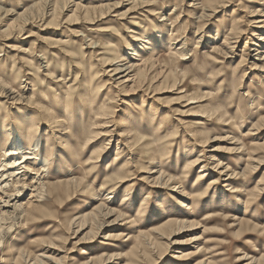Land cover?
<instances>
[{"label": "rangeland", "instance_id": "1", "mask_svg": "<svg viewBox=\"0 0 264 264\" xmlns=\"http://www.w3.org/2000/svg\"><path fill=\"white\" fill-rule=\"evenodd\" d=\"M41 1L0 0V79L17 89L26 87L21 93L25 99L19 104L11 99L2 105L6 99L0 95V128L8 117L5 127L16 128L26 139L43 141L41 155L50 153L53 159L47 172L49 183L83 179L84 191L64 195L59 203L53 198L52 209L43 208L57 213V219L64 222L61 241H69L65 246L73 252L47 264H202L206 259L211 264H264V65L259 61L263 57L256 56L257 49L264 46L259 39L264 28L256 23L264 20V0H215L210 11L202 7L208 0H68L69 7L59 10L56 18L47 9L43 12L42 5L19 17ZM135 2L138 4L133 6ZM77 4L85 8L75 12ZM235 26L238 32H233ZM136 36L143 42L150 39L156 48L142 47L146 43L135 41ZM184 41L186 55L177 56L174 52L184 47ZM134 49L139 56L134 57ZM121 57L120 65L146 59L145 75L133 79L135 82L114 84L112 73L106 72L114 66H107L105 59ZM109 102L115 110L108 126L117 125L110 128L118 135L127 128L153 130V123L155 128H166L163 136L171 140L153 159L160 158L161 151L167 153L169 160L163 170L191 194L184 198L179 186L153 183L147 172L140 173L151 168L146 162L124 166L130 165L125 162L128 154L120 155L114 164L119 145L115 136L107 145L106 157L90 165L91 158L109 141L106 137L95 140L93 134L87 139L98 130L94 115ZM66 105L75 109L70 135L62 125H48L44 119L50 116L43 114L50 107L63 120ZM29 125L38 126L39 132L31 131ZM172 132L176 133L171 136ZM204 136L211 138L206 147ZM5 139L0 136V143ZM194 151L216 157L197 186L200 170L191 166L189 174H184L186 160ZM219 161L228 169L217 168ZM119 163L125 167L127 179L114 184L117 191L110 197L111 187L105 188V179L116 176ZM214 180L219 181L216 188L210 184ZM207 185L212 188L208 193ZM105 200L109 208L125 214V220L116 226L123 236L106 240L110 233H117L109 226L115 220L110 215L102 220L105 226L96 238L89 235L93 242L80 241L91 226L72 239L76 236L70 231V221L90 214ZM144 200L146 208L140 214ZM46 218L34 219L29 228H16L7 237L0 264H32L22 257L25 253L31 257L38 250L35 240L49 224ZM173 219L187 220L189 226L174 223L170 229L175 235L169 237L158 228ZM139 235L153 245L149 252L132 253ZM162 235L167 238L161 239ZM187 251L192 252L190 259H183L180 253Z\"/></svg>", "mask_w": 264, "mask_h": 264}, {"label": "bare ground", "instance_id": "2", "mask_svg": "<svg viewBox=\"0 0 264 264\" xmlns=\"http://www.w3.org/2000/svg\"><path fill=\"white\" fill-rule=\"evenodd\" d=\"M69 1L68 0H42L37 6L26 9L24 11V13H22L21 16H19V17H23L24 15H30L32 12L35 11L34 9L36 7H40V5H42L43 6V12L45 9H47V11L52 12L51 14H54L55 17H53V18H56L57 12L59 10H65L67 7H69ZM201 2H203V0ZM214 3H215V0H208V1H205L204 4H202V3L201 4H202V7L205 11H210V8L213 6ZM135 4H138V2H135L133 6H135ZM77 6L78 7L75 10V12H77V11L81 12L82 10H80V9L85 8L84 6L82 7V6H79L78 4H77ZM94 9L96 11L97 7ZM88 10H89V8L87 9V12H86L87 14L89 12ZM205 15H206V17H208L207 14H205ZM168 20H170V19H168ZM162 21H165V19H163ZM256 23L261 24L260 29L264 28V20H263V22L257 21ZM237 30H239V28L237 26H235L233 28V32H235ZM234 34H236V33H234ZM259 39L262 42H264V36H263V38L259 37ZM135 41L143 42V39L141 37L136 36ZM150 41L151 40L148 38H147V40L144 39L143 43H146V44L142 45V47H145L146 49H149V46L156 48L157 44H155L153 46V45H151ZM171 45H173V43ZM183 45H184V47H180V48L177 47L178 49L175 50L174 54H176L177 56L179 55L181 57H184L186 55V48L185 47L187 45V42L184 41ZM97 47H99V46H97ZM216 48H218V47L216 46ZM139 50H141V49H139ZM173 50H174V48H173ZM245 50H247V47H245ZM132 51L134 52L133 53L134 57L139 56L138 53H136L135 49ZM139 53H141V52H139ZM256 56L263 57V59L259 60V61L264 65V46L260 49H257ZM0 57H1V55H0ZM180 59H179V61H180ZM105 61H106L107 66H114L112 69L110 68V70H108V71L105 70V71L107 73H112V75H109L111 78L110 80H112V82L114 84L119 85V86L122 85L123 83H126V82H128V83H130L132 81L135 82V80H133V79H135V78L137 79V77L140 75L141 76L145 75L144 72L147 71L146 63H144L146 61V59H143V58H139V59L135 60V61L141 62L140 64H138V63L136 64L134 62H129L128 64H121L120 65L119 62L124 61V59H122V57L117 58V60L105 59ZM105 67H106V65H105ZM172 67H173V64H172ZM262 68L263 69L261 71L264 72V66H262ZM134 72H136V74H135L136 76L131 77L132 76L131 73H134ZM59 81H61V80H59ZM238 85H239V83H238ZM24 88H26V87L23 86L21 89H17L14 87V84L9 86L7 83L3 82L0 79V95H2V97L6 99V103L3 102L4 104H2V103L1 104L6 105L8 103V101H10L11 99L14 101L13 103L19 104L20 102H23V100L25 99L23 97L25 95L21 94V93L23 92ZM148 89H150V87ZM72 98L73 97H71V100H72ZM31 100L32 99H29V102H31ZM58 100H60L59 102L62 101L61 98ZM0 101L2 102V100H0ZM64 109H65V117L66 118L61 120L60 116H57V114L55 113L54 110H51L50 107H45L43 109V114H45V116L49 115L51 118L46 117V119H44V120L49 121L48 125H52L54 127H59V125H62L64 127V129L67 130V134L70 135L72 133H71V131L68 132V130L72 129L73 125L71 124L72 123L71 121L74 119L73 116H75V115L73 113V110H75V109L69 107V105H66ZM114 110H115V108H113L110 105V102L106 103V104L104 103L98 109L96 114L94 115L93 119H95V121H96V122L94 121V127L97 126L98 130L92 131L90 134H88L87 139H88V137H90L93 134L92 137L96 138L95 140L106 137V139L108 138L109 141L107 142V144L104 148H101L97 152V154L91 158L90 165H92V163H94V164L99 163L103 157H106L105 153L108 152L107 145H109L113 141L114 136H115L116 140H118L119 145H117V151H116L117 157L115 159L114 164H116V162H119V160H120L119 156L120 155H122L124 153H125V155L128 154V158H125L126 159L125 162L129 163L130 165H124V166H126V167H130V166L132 167L133 166L134 167V165L137 162H139V163H145L146 162L149 165V167H151V168H148L145 171L141 170L140 173L142 174V173L147 172V174L149 175L148 176L149 178L153 177V181H154L153 183L157 182V183L164 185L165 187L175 185L177 187L179 186L178 188H183L184 186L179 182V180L175 176H173V175L169 176L163 170V168L165 167L166 161L169 160L167 153H165V155H164V154H162V151H161L158 153V154H160V158H158L156 160H155V158L153 159V157L156 156L157 150L160 148L164 149L167 141L171 140L170 138L166 139L163 136L162 131L166 130V128H164V126H159L158 128H155V125L153 123V125H151V127H150L153 130H142L139 132H134V131H131L130 128H127L125 132L118 135L115 133L116 129L110 128V127H114L113 125L110 127L108 126V125L113 123L112 121H113V116H114ZM8 121H9L8 117L4 118V122H2V123H4L3 127L0 128V136H3L6 138L3 143H0V255H2L1 253H2L3 249H5L6 240L8 239L7 237L12 235L14 233V231L16 230V228H29V225L33 222L34 219H38L39 221H41L47 217L50 221L49 224L46 225V227H44V229L42 230L43 233L41 232L42 234L40 233L38 235V239L35 240V245H36V248L38 250L35 253H33L31 255V257H29L28 254L26 255V253L24 255L22 254L23 257L22 256L21 257L23 258V260L26 257H28L26 259L33 261L34 264H47L48 262H53V263L58 262L61 259H63L64 257H70L69 254H72L73 252L68 250L69 247L67 248L65 246L67 240H63V242L65 241L64 243L61 241L62 236H60V233L62 231V228L65 226L64 222L57 219V218H59L57 213L51 214L47 211H43L44 210L43 208H45L47 206L50 209L51 206L49 204H51V201L53 198H56L58 203H59L63 199L64 195L71 197V196H73V194H77L80 191L82 192V189H83L82 185H84V184H82V183H84L83 179L71 177L65 181L61 180L62 181L61 183H57V184L49 183L50 181L47 179V175L49 173H47V172L49 171L50 166L52 165L53 159H52L50 153H48L47 156H44V157L41 155V151H42L43 146H44L43 141H41L40 138L34 139L31 137L32 140H29L28 138L27 139L24 138L25 135L20 134L16 130V128L13 129L12 127L11 128L5 127L6 125H8ZM108 123H110V124H108ZM0 124H1V122H0ZM29 126H30L29 129H31V131L34 132V131L38 130V132H39V128H37L38 126H36V125H29ZM104 129H107V130H104ZM132 132H134V133H132ZM174 133H176V132H174ZM174 133L172 132L171 136H173ZM203 139H205L203 141V143H204L203 146L206 147L208 145L207 143L209 142V140L211 138L208 136H204ZM25 140H28V143L25 142ZM203 146H201V147H203ZM48 147H50V146H48ZM64 147H65V149L68 148V141H66L64 143ZM72 149L73 148H70L69 150L72 151ZM215 158L216 157L214 155L206 156L203 151L200 154L194 151L193 154H189V156L186 160V165H185L186 170H185L184 174H187V173L189 174V171L191 170V166H194L193 169L196 171L200 170V174L196 177V181L194 183V185L197 186V184L201 183V181H203L202 179L207 176L206 174L208 173V171L211 170L212 167L210 168V166H211L210 160L216 161ZM150 162H152V163H150ZM139 163H137V164H139ZM217 168L228 169L227 167L222 166L221 161H219L217 163ZM125 170H126L125 167L120 166V163H119L116 167V176H110V177L105 179L107 181L106 184H104L105 188L111 187V189L109 190L110 197L112 196V194H114L117 191L114 184L117 183V185H120V184H123L124 181H126L127 178H125L126 177L125 176V173H126ZM220 174L223 175V172H220ZM180 177L181 176H179V178ZM183 180L185 181V179H183ZM218 180H220V179H218ZM218 182L219 181L214 180L213 182H211V183L209 182V183L212 184V186L216 188L217 186H215V185ZM208 185L206 186L207 187V189L205 191L206 193H208L212 190V188ZM83 191H84V189H83ZM235 191L240 192L238 190H235ZM180 194L183 195L184 198H186L191 193L188 194L186 189L183 188L180 191ZM203 195H204V193H203ZM148 198H149V196L146 195L145 200H147ZM125 200H126V198L124 199V201ZM145 200L143 201V204L141 206L140 214L142 213L143 209L146 208L145 205L147 203L145 202ZM183 200H186V199H183ZM101 205L102 206L95 209L90 214L89 213L86 215L84 214L82 216H79L77 219L74 218L73 221H70V223H69L70 231L72 230L74 233V236H76V237L72 238L70 235L68 238L78 239L79 235L82 234V232H84L89 226L92 227L90 229V232L89 233L86 232L83 235V237L81 236L82 238H80V241L81 242H84V241L88 242V240H91L89 235H91V238H93V237L96 238L98 236L97 234L99 233V231L103 228V226H105L104 224H102V220H105V217H107V216L111 217L110 215H115V218H114L115 220H112V223L110 222L111 225H109V226H112V228H114V230L117 231L116 226H119V225H117L118 221H124L125 220V214L122 211H119V210L117 211L116 209L109 208L108 204L106 203V200ZM181 205L183 207H185L184 202ZM192 214L194 216L196 215L195 213H192ZM184 215L188 216V217L193 216L191 214H189V215L184 214ZM102 218H104V219H102ZM67 220H69V219H67ZM173 220H174L173 222H170V223L167 222V224L160 226L158 229L162 230L163 233L168 234L169 237H171V236L175 235L174 232L170 229V226L172 225V227H173L174 223L177 224L179 227H184L185 225L189 226V225H187V224H189L187 220H178V219L177 220L173 219ZM193 220H194V218H193ZM192 221H191V226H192ZM195 222L196 221H194V223ZM127 223H125L124 225H126ZM194 225H196V224H194ZM73 228H77V231H75V229H73ZM182 229H184V228H182ZM52 230H53V232H52ZM54 232L56 234H54ZM176 234H178V233H176ZM142 235L135 237L137 239L138 244L135 245V248L132 251V253H134V254L142 253L143 250L145 252H149L150 246L151 247L153 246L152 244H148L147 243L148 241L146 242L147 239ZM122 236L123 235H122V232L120 230L119 232L117 231V233H115V234L110 233V235H108L106 237V240H108V241L110 239L114 240L117 237H122ZM130 238H133V236L129 235V239ZM160 238L162 239V238H167V237L165 235H162V236H160ZM190 240H192V239H190ZM67 243H69V241ZM187 243L190 244L188 241H187ZM172 244H174V243L172 242ZM161 246H163V244ZM164 246L166 247L165 244H164ZM164 249H165V251L168 250L166 248H164ZM71 250H73V249H71ZM191 253L192 252L187 251V252H183L180 254H181V257H184L183 259H185V257L189 258ZM196 253H198V252H196ZM194 254H192V255H194ZM96 260L94 262H96ZM91 262H92V260L90 261V263ZM108 262H109V260H108ZM203 262H202V264H211L212 260L206 259V261L204 263ZM92 264H93V262H92Z\"/></svg>", "mask_w": 264, "mask_h": 264}]
</instances>
